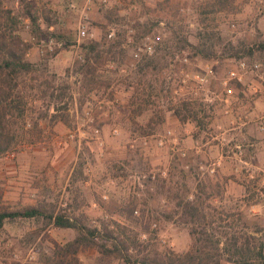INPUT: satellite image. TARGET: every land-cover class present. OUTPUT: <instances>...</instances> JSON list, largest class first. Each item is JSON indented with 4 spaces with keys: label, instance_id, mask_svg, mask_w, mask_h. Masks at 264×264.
I'll return each instance as SVG.
<instances>
[{
    "label": "rangeland",
    "instance_id": "374dc122",
    "mask_svg": "<svg viewBox=\"0 0 264 264\" xmlns=\"http://www.w3.org/2000/svg\"><path fill=\"white\" fill-rule=\"evenodd\" d=\"M161 1L92 0L85 19L87 29L94 39H101L106 29L112 32L107 38L122 41L124 56L120 64H102L98 73L102 85L87 91L77 72L79 61L87 58L80 46L86 38L77 36L84 0H2L3 9L12 10L22 21L20 47L27 46L24 58L34 64V69L19 84L28 102L26 117L31 130L16 119V150L0 155V210L26 206L66 210L97 228L115 221L126 226L129 238L137 234L136 239L147 244L139 255L137 248L130 247L133 257L167 249L183 254L192 244L191 223L173 210L180 196L190 199L196 183L210 179L215 196L205 201L209 217L229 222L234 219L240 241L253 236L254 244H261L264 250L263 144L258 145L263 148L258 152V162L255 153L253 159L249 157L254 164L241 161L244 152L239 154L232 143L217 145L228 150L226 172L218 168L210 171L213 166L209 160V151H214V142H218L212 137L225 123L235 126L243 122L239 116L244 114L245 98L241 97L243 93L253 95L247 85L238 84L235 95L226 97L220 79L234 59L262 56L264 50L258 44L264 43V0H178L183 5V20L175 27L181 26L190 44L215 50L216 56L211 58L196 54L188 43L174 40L166 21H158L148 11L149 6ZM70 2L75 7H70ZM26 4L41 28L59 35L34 33L25 15ZM109 10L113 11V22L106 17ZM46 18L51 25H46ZM138 23L142 26L136 27ZM169 24L174 26L172 21ZM144 27L148 33H139L137 28L140 31ZM51 38L54 43L49 45ZM145 41L158 50L155 63L167 64L160 78H164V89L169 93L152 97L151 103L132 97L134 88L127 85L136 68L132 53ZM100 48H107V43ZM236 48L238 56L230 55ZM207 64L215 74L206 75L207 82H199L194 76L204 75ZM247 79L249 84L252 77ZM255 97H260L264 109V98ZM179 99L196 102L200 109L197 119L180 122L167 109ZM57 106L69 114V125L50 118ZM251 117L248 120L253 123L255 115ZM37 118L40 130L32 128ZM216 122L220 128L215 127ZM26 130L35 142L25 141ZM197 134L205 150L203 157L196 155ZM78 156L84 161L81 173L74 170ZM161 170H165V177ZM208 191L207 186L204 193ZM133 207L136 210L130 214ZM237 212L240 215H235ZM196 224L200 228L201 223ZM215 224L217 227L219 223ZM75 235L74 229L53 227L44 219L6 221L0 228V264H56L52 241L63 244ZM215 237L221 241L228 238L219 231ZM223 245L219 243L218 248L222 250ZM220 250H216L220 264H236L229 252ZM77 256L78 264H123L96 248L82 249Z\"/></svg>",
    "mask_w": 264,
    "mask_h": 264
},
{
    "label": "trees",
    "instance_id": "16d2710c",
    "mask_svg": "<svg viewBox=\"0 0 264 264\" xmlns=\"http://www.w3.org/2000/svg\"><path fill=\"white\" fill-rule=\"evenodd\" d=\"M183 5L178 0H163L156 2L153 6L148 7V11L153 13L158 21L165 20L166 26L171 32V36L177 42L190 46L196 54L211 58L216 56L213 49L207 50L201 47V44H190L187 36L182 33L181 26L176 28L175 24L183 20L181 16V8ZM26 16L32 24V31L42 35H56L55 31L48 32L41 28L37 23V16L31 12L30 5L26 4ZM112 10L106 15L109 22H113L114 18L110 16ZM169 21L174 22V26L169 24ZM52 23L46 18V25ZM142 26L141 24H137ZM106 28V25H102ZM23 29L22 21L18 14H14L10 9H3L2 0H0V155L13 152L15 148L16 134L13 131V124L16 119L23 122L24 127L31 130L30 121L26 117L29 109L28 102L19 91L20 80L29 74L34 69V64L24 58L26 48H21ZM138 32L147 34L148 28H142ZM110 32L106 29L102 34L101 39L86 38L80 43V46L86 51L87 58L80 62L77 66V72L81 75L83 86L87 91H91L97 86L102 85L99 78V69L102 64L107 62H116L120 64L124 56V49L121 48L122 41L119 39L112 40L107 38ZM109 37H112L109 36ZM107 41H110L109 43ZM107 43V48L101 49L102 45ZM258 48L264 50V43H259ZM157 48L155 52H157ZM143 56L136 61L135 74L129 77L128 86L134 88L135 94L132 97L140 99L145 103H151L152 97L161 98L169 91L164 89V78H160L162 70L166 65L155 63V56ZM238 48L230 55L238 56ZM251 53V49L248 50ZM154 56V57H153ZM164 58V57H163ZM106 86L110 85L105 82ZM196 102L191 100H180L178 104L170 105L167 109L172 111L180 122L187 119H197L200 109L196 108ZM65 107V106H64ZM62 108L54 107V112L50 114V118L56 121L69 125V114L61 112ZM45 117V115H44ZM37 118L32 124L40 130V124ZM26 128V129H27ZM25 141L33 143L35 138H30V133L26 130ZM24 134V133H23ZM25 136V134H24ZM23 136V137H24ZM83 159L78 156L76 167L78 173L82 172ZM72 175L74 176L75 171ZM72 176V177H73ZM210 187L207 194L204 193L205 187ZM218 186V184H217ZM213 185L211 180L208 182L199 181L196 183V190L192 193L190 199L181 197L176 202L175 213H179V217L187 223H191L190 236L192 244L185 253L177 254L172 250L167 249L162 253L154 251L152 255L142 254L141 256L133 257L130 247L134 246L138 249V255L146 247L147 244H142L135 237L129 238L126 233V226L113 221L103 223L100 228L86 225L78 216L68 214L66 210L56 211L54 208L45 209L44 207L26 206L16 210H0V228L6 221L14 220L15 218L26 219H44L46 223L53 227L71 228L76 231L73 239L61 244L57 241H52L53 256L56 258V264H78V252L82 249L96 248L99 253L107 257L118 258L123 264H220V254L217 251L219 243H223L221 252H229L236 264H264L263 246L255 245L253 236H247L244 241H240V236L234 230V222L227 221L226 218L209 217L205 209V201L213 197ZM215 196V195H214ZM134 207L131 208V213L134 212ZM136 210V209H135ZM235 215H240L236 213ZM169 217V216H167ZM238 219V218H237ZM201 223L198 228L196 223ZM215 223H219L216 227ZM146 229V227H144ZM219 231L222 235L227 236L226 240L216 238L215 234ZM200 233V235H198ZM142 246V247H141Z\"/></svg>",
    "mask_w": 264,
    "mask_h": 264
},
{
    "label": "built area",
    "instance_id": "2783aa9c",
    "mask_svg": "<svg viewBox=\"0 0 264 264\" xmlns=\"http://www.w3.org/2000/svg\"><path fill=\"white\" fill-rule=\"evenodd\" d=\"M106 0H103V2ZM92 0H84V5L81 9L80 14V22L78 25V32L77 36L78 39L82 38H89L94 39V35L92 32H89L87 29V26L85 24V19L88 16V11L90 9ZM70 7H75V4L73 2H70ZM26 27H28V24H26ZM50 29H52V26H50ZM113 33L110 32L109 36H111ZM43 42V40H41ZM45 41V40H44ZM49 45L54 43L52 38L49 40ZM55 44L60 45V43L55 42ZM54 44V45H55ZM156 48L151 42L145 41L143 44H138L134 52L132 53V58L137 61L141 59L143 56H152L155 52ZM233 65L227 70L225 76H223L220 79V85L222 87V90L224 92V95L226 97H233L235 95L236 86L238 84L244 86H248L250 88V91L254 95H260L264 98V52L262 56L258 57H241L238 59L233 60ZM205 74H196L194 77L199 80V82H207V76L214 75V69L210 65H205ZM252 77V81L248 84V77ZM239 119H241L243 122L245 120L249 119V116L247 114H242V116H239ZM253 121L255 122L257 131L264 134V109L262 112L255 116ZM98 131V130H96ZM262 144L264 146V138L262 139ZM10 154V153H6ZM181 155L184 156L185 152H181ZM210 171H214L211 169ZM161 175L164 177L166 176L165 170H161ZM151 177L154 178L155 174H151Z\"/></svg>",
    "mask_w": 264,
    "mask_h": 264
},
{
    "label": "crops",
    "instance_id": "0c3cea01",
    "mask_svg": "<svg viewBox=\"0 0 264 264\" xmlns=\"http://www.w3.org/2000/svg\"><path fill=\"white\" fill-rule=\"evenodd\" d=\"M243 94L245 96L241 98L243 99L245 98V101H243L244 108L242 110L244 111V114H248V116L250 117L252 115H255V116L259 115L261 110L263 109V103L260 97H255L254 94L252 96H248L247 93H243ZM250 121L251 120H247V121L245 120L244 122L237 123V125L235 126L234 125L230 126L228 125V123H225L223 124V126H221L220 124L216 122L215 127L220 128L221 126L222 131H220L219 133H216L215 136L212 137V139L218 140V142H214L216 144L214 145L215 146L217 145L227 146L228 143H232L234 144L236 148L239 149L238 151L239 154H242L244 152L245 157L244 156L239 157L241 161H243L244 163H247V161L249 160V162H251L252 161L251 158L253 159L252 155L253 153H255L256 161L258 162L260 160L259 159L260 157H258V152L260 151V149L261 150L263 149L262 147H260L259 149L258 145L261 146V143H262L261 139L263 138V134L257 131L255 122L253 121L252 123ZM250 123H252L253 125ZM194 139H195V143H197V148L195 150L196 155L197 157H203V153L205 152V150L202 149L203 144H201V141H198V134L195 135ZM257 139H259V141H257ZM223 150H224L223 147H220L219 149L217 146L216 149L214 148V151L212 152L211 150L209 151V154H210L209 160L212 161L211 164L213 166V167H210V170L211 169L217 170L218 168L219 170L224 171L226 169L225 164L227 162L229 155H227L228 150H224V153H223ZM249 157L251 158L249 159ZM254 162L255 161H252V164H254ZM255 165H258V164H255ZM199 167H202V165H200ZM229 168L231 171L232 167H229ZM237 170L238 168L235 167L234 171L237 172Z\"/></svg>",
    "mask_w": 264,
    "mask_h": 264
}]
</instances>
